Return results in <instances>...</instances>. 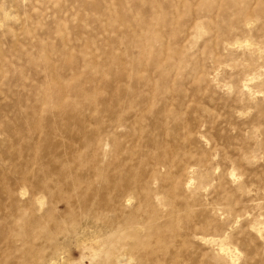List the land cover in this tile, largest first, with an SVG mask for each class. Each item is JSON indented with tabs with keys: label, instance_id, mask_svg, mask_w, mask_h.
I'll return each instance as SVG.
<instances>
[{
	"label": "rangeland",
	"instance_id": "obj_1",
	"mask_svg": "<svg viewBox=\"0 0 264 264\" xmlns=\"http://www.w3.org/2000/svg\"><path fill=\"white\" fill-rule=\"evenodd\" d=\"M86 223L89 264H264V0H0V264Z\"/></svg>",
	"mask_w": 264,
	"mask_h": 264
},
{
	"label": "bare ground",
	"instance_id": "obj_2",
	"mask_svg": "<svg viewBox=\"0 0 264 264\" xmlns=\"http://www.w3.org/2000/svg\"><path fill=\"white\" fill-rule=\"evenodd\" d=\"M224 14H223V17H224ZM241 14H242V12L239 13V17H237L238 14L235 15L237 17V20L234 21V23L228 22V25H230V26H229V28L226 29L227 31H225V33H227V34L232 33L233 30L235 31L242 24ZM233 15L234 14H232L231 17H233ZM236 17L234 19H232V18L231 19L235 20ZM251 24H252L251 22L245 21V23H243V26L247 29H250ZM194 25H195L194 31H196L195 36L200 37L201 34L204 32L203 25L200 22H196ZM44 178H45V181H44L45 184L44 185L46 188H50L51 186H53L54 183L48 177H44ZM154 184L155 185L158 184L157 180ZM156 199L160 200L159 194H157ZM67 201L69 202L68 209H71L73 206H75L74 205L75 204V198L71 197ZM41 204H43V203H41ZM43 207H44V205H41L40 210H42ZM92 209L93 208L90 207V210H92ZM88 210H89V208H88ZM71 213L72 212L70 211L68 214L66 213V214L60 215L58 210L55 208L51 209L49 211H46V216L43 217L44 216L43 215L40 218L42 221L48 220L49 221L48 224L52 225V228L48 229V235L50 236V233L51 234L53 233V236H54L57 232H64L66 234V229H64V228H65V225L67 224V221L72 220L73 216L75 217V215L71 214ZM84 217L87 219L86 216H84ZM72 221H74V220H72ZM90 223H86L85 225L83 224L84 226H82V228L78 232H75L73 235L72 234L68 235L67 239L68 238L70 239L69 244H68V249H66V252H64V255L62 253V255L58 259V262L54 261V263H52V264H75V263L76 264H87V263L89 264L97 258V256L101 252L102 243L99 242L100 238L97 236L98 235L97 229H95V227L93 225H91ZM71 245H74V247L79 251V253H80L79 258L71 259V260L68 259L70 257L69 249H70ZM121 256L122 255L119 256L120 258L116 261V263L117 264H126L127 263L126 258L124 256H122V257ZM64 259H66V261L62 262Z\"/></svg>",
	"mask_w": 264,
	"mask_h": 264
}]
</instances>
